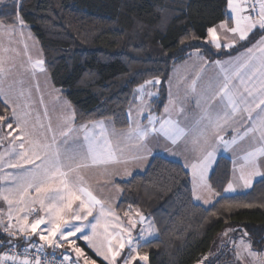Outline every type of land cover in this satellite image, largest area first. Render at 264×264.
I'll return each instance as SVG.
<instances>
[{"label": "trees", "instance_id": "trees-1", "mask_svg": "<svg viewBox=\"0 0 264 264\" xmlns=\"http://www.w3.org/2000/svg\"><path fill=\"white\" fill-rule=\"evenodd\" d=\"M0 22L29 27L53 86L74 108L76 124L109 120L118 130L129 126L128 109L138 86L160 80L152 105L161 113L177 64L195 51L209 60L234 55L263 34L257 29L236 47L213 52L206 42L209 30L223 22L232 25L228 0H18L0 7ZM11 118L0 101V119L11 126ZM231 170L227 158L217 161L209 183L218 194ZM116 184L122 191L117 212L138 209L154 222L157 238L138 248L148 264H199L229 229L233 238L245 236L256 252L264 251V179L247 193L220 196L208 208L193 202L186 168L162 156L154 157L145 172ZM7 237L0 238V249L27 239ZM77 246L92 262L105 264L84 241ZM228 254L220 250L216 264L228 261Z\"/></svg>", "mask_w": 264, "mask_h": 264}, {"label": "crops", "instance_id": "crops-1", "mask_svg": "<svg viewBox=\"0 0 264 264\" xmlns=\"http://www.w3.org/2000/svg\"><path fill=\"white\" fill-rule=\"evenodd\" d=\"M8 3L9 0H0V7ZM233 4L236 11L231 9L228 0L231 20V12L233 15H241L244 10L238 0H234ZM245 19L250 18L246 15ZM20 28L28 35L27 30L30 29L22 22L12 26L0 22V35L6 33L17 36L12 30ZM257 29L248 30L237 40L235 37L230 39L229 26L223 22L209 30V42H206L213 47L214 41V52L219 53L236 47L238 42L243 41L242 37L248 38ZM261 31L263 34L260 38L234 55L209 60L202 52L195 51L177 64L166 84L167 99L161 113L154 112L152 105L159 97V87H153L154 94L148 97L147 110L142 109L143 90L135 89L128 109L129 126L126 129H116L109 120L76 124L73 106L67 102L63 93H57L53 87L51 89L54 91L48 92L51 97L49 99L42 93L30 99L25 97L26 91L19 99L16 112L11 111L13 125L7 130L8 135L5 132L4 137L0 138V166L5 171L11 170L7 166L12 155L8 147L14 144L15 139L20 144L18 147L38 151L42 141L50 140L49 145L53 147L49 149L52 152L44 156L42 163L50 162L49 157L54 162H62L61 148L74 145L79 148L78 153L81 149L83 161H73L76 164L74 169L79 174L78 182L103 180L106 178L104 173L111 166L117 170V176H110L111 181H125L126 177L145 172L154 157L162 156L186 168L195 204L208 208L220 196H235L240 191H243L242 194L247 193L248 187L252 189L254 184L264 179V28ZM38 46L42 51L40 44ZM22 48V56H13L15 60L30 58L31 53L27 52L30 45L27 49L24 46ZM34 105L38 108H33ZM42 123L48 124V132L52 131V135L49 133V138L44 140L41 128L37 127ZM31 129L33 134L29 136L27 133ZM14 131L18 134L12 138L10 135ZM84 132L87 134L84 135ZM91 133L106 136L111 146L117 149V161L106 162L103 155L101 158L95 157L93 152L94 161L91 158L88 160L90 154L85 143L91 141ZM221 157L230 160L232 170L229 183L218 194L210 186L209 178ZM243 172L246 174L242 175ZM229 186H232L231 190ZM232 190H236V193L231 194ZM121 196L122 191L117 186V205ZM230 234L228 231L223 235V243L229 240L222 248L213 256L208 253L199 264H216L217 260L220 262L217 256L223 248L229 253V260L223 261V264H250V261L264 264V251L256 252L245 236L233 238L235 235ZM3 244L0 240V246Z\"/></svg>", "mask_w": 264, "mask_h": 264}, {"label": "rangeland", "instance_id": "rangeland-1", "mask_svg": "<svg viewBox=\"0 0 264 264\" xmlns=\"http://www.w3.org/2000/svg\"><path fill=\"white\" fill-rule=\"evenodd\" d=\"M15 1L18 0H9V3ZM238 1L244 10L242 14L240 13L241 15L238 13L233 15L231 12L233 18L232 25L229 26L230 39L235 37L236 40L248 30L264 28V0H260L258 17L247 20L244 2ZM230 2L231 9L236 11L234 0ZM12 31L17 36H9L6 33L0 35V101L9 108L10 113L14 110L16 112L19 99L26 91L25 97L30 99L38 97L40 93L49 99L51 97L48 92L54 90L59 94L63 93L52 85L45 66L43 51L40 50L32 32L27 30L28 35H25V31L21 28ZM242 38L244 41L247 37ZM212 44L215 48L214 41ZM29 45L30 48H28ZM23 46L28 48V53H31L30 58L15 60L13 56H22ZM213 47L210 46V49L214 52ZM159 85L160 80L153 79L136 88L139 91L143 90L141 98L144 99L143 110L149 108L148 97L154 94L153 87H159ZM33 108L38 106L34 105ZM14 116L17 115L14 114ZM11 119L13 120V117ZM5 120L0 119V138H3L4 133L10 129L9 125H5ZM37 127L41 128L43 140L49 138V133L52 135V131L48 132L47 123ZM101 132L103 133L102 130ZM30 133L33 134V129L27 134L30 136ZM15 134H18L17 131L16 133L14 131L10 137H16ZM86 134L84 132V135ZM94 135L96 134L91 133V141L85 143L90 154L88 160L91 158L94 161L93 152L95 157L101 158L103 155L106 162L117 161V149L111 146L106 136ZM115 141L117 142V137ZM45 143L47 145L42 147ZM49 143L50 140L42 141L40 151L33 148L29 150V148L18 147L20 144L15 139L14 144L8 147L12 155L9 157L10 162L7 166L11 170L5 171L0 166V238L6 235L11 237H7L10 241L18 242V239H31L41 234L53 237L58 233L63 239L65 249L79 259L77 260L79 264L96 263L88 259L77 246L78 240L84 241L105 264H133L136 260H139L141 264H148V258L140 256L138 248L141 244L157 238V230L152 218L142 214L138 209L122 214L117 212V184L113 183L110 177L117 176V170L115 171V168L111 166L104 173L106 178L103 180L91 179L89 183L78 182L79 174L74 169L76 164L73 161L76 160L77 163L80 160L83 161L81 149L78 153L79 148L74 145L61 148L62 162H54L49 157L50 162L42 163L44 156L52 152L49 148L53 146ZM245 174L246 172L242 173V175ZM129 178L126 177L125 180ZM228 189L231 190L232 186ZM250 189L251 187H248L246 191ZM232 193H236V190H232ZM242 193L243 191H240L239 194ZM31 209H35L37 213L31 215ZM142 219H144L143 222H141ZM228 231L231 232V236L235 235L232 229L219 234L209 252L211 256L228 242L229 238L224 243L221 240ZM250 264H254V261H250Z\"/></svg>", "mask_w": 264, "mask_h": 264}, {"label": "built area", "instance_id": "built-area-1", "mask_svg": "<svg viewBox=\"0 0 264 264\" xmlns=\"http://www.w3.org/2000/svg\"><path fill=\"white\" fill-rule=\"evenodd\" d=\"M247 17H258L259 0H243ZM31 215L37 211L31 209ZM0 264H79L63 246V239L58 233L49 237L41 234L22 243H9L0 249Z\"/></svg>", "mask_w": 264, "mask_h": 264}, {"label": "water", "instance_id": "water-1", "mask_svg": "<svg viewBox=\"0 0 264 264\" xmlns=\"http://www.w3.org/2000/svg\"><path fill=\"white\" fill-rule=\"evenodd\" d=\"M144 221V219H142V221L141 222H143Z\"/></svg>", "mask_w": 264, "mask_h": 264}]
</instances>
